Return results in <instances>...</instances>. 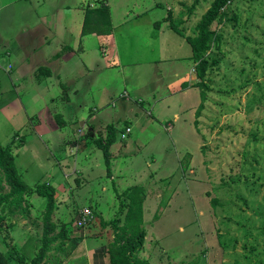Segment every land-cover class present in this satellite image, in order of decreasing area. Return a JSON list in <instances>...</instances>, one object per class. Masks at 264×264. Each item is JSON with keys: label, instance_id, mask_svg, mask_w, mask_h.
Returning <instances> with one entry per match:
<instances>
[{"label": "rangeland", "instance_id": "rangeland-1", "mask_svg": "<svg viewBox=\"0 0 264 264\" xmlns=\"http://www.w3.org/2000/svg\"><path fill=\"white\" fill-rule=\"evenodd\" d=\"M211 1L0 0V34L4 27L38 23L35 14L52 17L50 10L59 7L80 10L82 15L87 8L106 4L111 24L116 25L114 44L111 38L86 34L81 43L86 53L71 56L75 62L71 71L79 70L81 59L87 76L81 84L78 79L81 92L73 97L75 105L82 104L81 110L57 96V86L49 85L46 93L41 88L42 96H56L38 114L43 122L41 138L33 134L12 138L22 111L15 106L13 123L1 119L0 113V144L9 146L26 185L51 184L50 220L56 225L55 234L64 227L68 236L51 247L42 264H87L83 250L103 240L107 248L113 230L102 224L117 218L122 225L119 206L127 200L121 194L133 185L144 191L145 235L142 250L136 253L139 260L264 264V0H233L225 9V21L211 25L220 40L205 57L209 63L201 80L205 87L198 91H204L206 101L197 118L198 104L193 113L192 105L198 93L175 92L182 76L175 80L173 72L186 75L192 65L178 61L190 47L186 41L181 45L169 22L180 23L178 29L193 36V26ZM166 17L168 31L155 40V24H164ZM196 66L193 62L197 81ZM2 69L0 64V100L1 93L12 87ZM123 93L129 107L121 106L126 102L119 98ZM25 95L39 104L33 95ZM182 106L185 110H180ZM90 114L100 126L94 124L86 134ZM81 121L84 131L79 130ZM107 123L121 134L129 127L130 133L121 139L116 136V142L102 152L94 141L106 137ZM6 190L0 187V192ZM45 203V198L32 193L25 197L23 213L9 215L1 208L0 251L13 264H29L36 255ZM84 207L92 220L78 229L73 218Z\"/></svg>", "mask_w": 264, "mask_h": 264}, {"label": "crops", "instance_id": "crops-1", "mask_svg": "<svg viewBox=\"0 0 264 264\" xmlns=\"http://www.w3.org/2000/svg\"><path fill=\"white\" fill-rule=\"evenodd\" d=\"M50 11H52V17H50V15L49 17H46V14H35L38 23L33 22L29 25L19 24L17 27L8 26L6 27V29L4 27V29L1 30L2 32L0 34V64L3 68L2 72L4 76L7 77V81L12 86L10 89H7V92L5 91V93H1V119H4L6 121H12L13 123L15 122L14 119L17 117L15 106L18 107L20 111H22V121L19 120L18 123H16L18 129L11 135L12 138H24L28 134H33V136H36L35 138H41V135L39 134V129L41 126L40 124H43V122L39 118L38 114H40V112L46 107L47 104L53 103L56 98V96H42L41 88H43V92L46 93L49 90V85L52 88L53 86H57V89L59 91V94L57 96L63 95V100L67 105L74 107L75 110H81L83 107L82 104L75 105L73 103V97L76 98L78 94L77 92H81V89L80 87H78L76 82L78 81V79H80L81 84L82 79H86L82 78L87 77L86 71L82 72V61L80 59L79 70H73L72 72L71 69L73 65L75 66V62H72L71 56L75 55L78 52L84 55L87 50L85 48L86 46H83V48H81L82 40H85L87 36L81 35L84 13L81 15L79 13L80 10L66 9L60 7ZM109 16L111 18V22L112 14H109ZM114 27H116V25L111 24L110 34L112 35V37L110 36V34L103 36H97L95 34V36L105 37L107 39L111 38L114 44V38L112 33ZM165 28H168L166 26V22L157 26L155 33L158 36L155 37L156 34H152L154 35L155 40H157L159 36H161V38L163 37L162 31H168ZM180 37V43L181 45H183V41H185V38L182 36ZM155 44L158 45V50L160 51L162 49V44L159 41L155 42ZM190 56L191 52L185 54L183 58H181L182 56L180 58H177L179 62H190L192 67L186 75H181L174 71L173 78L177 80L179 79V77L182 76V78L176 82L179 89L175 92L188 94V91L191 90L195 92L193 94L195 96L198 93V100L195 101V103L192 105L193 113L194 105L199 104L200 98L198 88L193 87V84L195 83V76L192 74L193 62L192 59H190ZM89 68L90 67L88 66L83 67V69ZM12 76L13 79L18 82H15V85L11 80ZM71 76L73 77L71 78ZM19 83L21 84L19 85ZM184 84H186L187 87L183 88L182 86ZM25 94L33 95L35 97V100H38L39 104H36L35 101H33ZM124 95L126 94L123 93L119 96V98L124 100L127 99L128 96ZM125 101L126 102L123 101L121 103V106L129 107L130 105L127 104V100ZM35 108H37L36 111ZM185 108L186 107L182 106L180 110H185ZM188 113L190 112L188 111ZM91 115L92 114L88 116V120L86 121L88 122L90 120L89 128L86 134H88L89 129L93 127L94 124L97 125V127L98 125L100 126L98 118H94V116ZM80 124L81 125L79 126V130L82 131L84 127L83 121H81ZM109 124L111 123H107L106 126ZM94 128H96V126ZM114 128L115 137L117 136L119 138H122V135L123 137H125L128 133H130L129 127L127 128L129 131L127 133L124 131L122 134L120 133V131H118L116 127ZM91 131H93L92 128ZM20 133H22L21 136ZM41 144L43 145L44 141H41ZM49 186H51V184ZM76 215H74L73 219H75ZM106 250V243L103 240V242L100 243L97 247L87 249L86 251L83 250L82 253L84 255L85 260H87V264H108Z\"/></svg>", "mask_w": 264, "mask_h": 264}, {"label": "trees", "instance_id": "trees-1", "mask_svg": "<svg viewBox=\"0 0 264 264\" xmlns=\"http://www.w3.org/2000/svg\"><path fill=\"white\" fill-rule=\"evenodd\" d=\"M233 0H212L206 12L201 16L200 20L193 26L192 35L186 36L178 29L177 24L170 20V28L185 38L189 44L191 56L190 59L196 66L197 81L193 84L195 88H204L202 78L209 66L205 59L207 53L211 49V45L218 43L220 36L215 30L211 29L213 23L220 24L226 19L225 9ZM103 3V2H102ZM198 3L195 0L194 4ZM191 8V7H190ZM165 20V21H164ZM168 17L163 19L164 22ZM159 24H155L157 26ZM111 31V22L109 16V9L106 4H102L96 8H87L84 12L82 21L81 35L96 34L109 35ZM187 87L186 84L182 86ZM200 102L195 110V117L197 118L203 109V104L206 101V94L203 90L199 91ZM195 124V122H194ZM106 137L97 138L94 141L95 146L101 149L102 152H107L108 147L115 142V128L112 124L106 126ZM106 156V155H105ZM107 160V158L105 157ZM107 168L106 176L110 177L109 164L105 163ZM3 185L7 188L6 191L0 192V210L6 209L7 214L15 215L17 212L23 213V204L25 197L36 193L38 196L45 198V209L42 211V235L40 238V247L36 255L30 260L29 264H42L46 260V256L55 244H61L62 241L67 240L64 227L55 234V223L50 220L53 213V199L54 190L49 185H36L30 188L26 185L19 175L14 165V157L8 147L0 144V187ZM143 188L138 185L128 187L121 196L127 200L125 203H120V209L123 210L122 225L118 226L119 220L117 218L105 222L102 226H109L113 230V237L106 250L108 264H148L145 260H139L136 253L142 250L144 243L145 230L142 227V203H143ZM121 211V210H120ZM4 217L0 214V232L3 230ZM8 227V226H7ZM19 262H24L22 256L17 257ZM0 264H13L5 253L0 251Z\"/></svg>", "mask_w": 264, "mask_h": 264}, {"label": "built area", "instance_id": "built-area-1", "mask_svg": "<svg viewBox=\"0 0 264 264\" xmlns=\"http://www.w3.org/2000/svg\"><path fill=\"white\" fill-rule=\"evenodd\" d=\"M128 131H129L128 129L125 130L126 133ZM91 220H92L91 211L88 208H82L75 216L74 222H75L76 228L80 229V228H84L87 225V223L90 222Z\"/></svg>", "mask_w": 264, "mask_h": 264}]
</instances>
